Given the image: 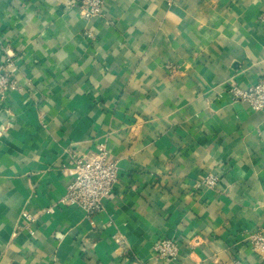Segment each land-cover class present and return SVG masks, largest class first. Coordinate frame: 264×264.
<instances>
[{"label":"crops","instance_id":"1","mask_svg":"<svg viewBox=\"0 0 264 264\" xmlns=\"http://www.w3.org/2000/svg\"><path fill=\"white\" fill-rule=\"evenodd\" d=\"M263 13L106 0L86 18L78 0H0L18 87L0 99V264H264L249 241L264 232V111L230 94L264 77ZM100 147L119 179L89 217L60 201L75 157ZM211 175L217 188H195ZM160 239L181 244L176 260L155 255Z\"/></svg>","mask_w":264,"mask_h":264},{"label":"built area","instance_id":"2","mask_svg":"<svg viewBox=\"0 0 264 264\" xmlns=\"http://www.w3.org/2000/svg\"><path fill=\"white\" fill-rule=\"evenodd\" d=\"M78 2H80L82 13L86 18L103 15L106 0H78ZM259 21L264 25V13L260 16ZM89 37L93 38L91 34ZM16 89H18L16 82L4 71V68L0 67V99H5L8 91ZM230 94L233 100L248 104L255 112L264 111V77L248 89L234 86L231 88ZM72 177L67 193L60 203L79 207L89 217L104 209V205L112 196L114 186L119 179L116 162L110 159L109 153L104 147L98 148L89 157H75ZM219 182V176L211 175L198 181L195 188L197 190L205 187L217 188ZM23 218L26 221L25 229L33 233L31 231V225L35 222L33 217L29 212H25ZM249 241L253 251L264 256L263 230L253 231ZM181 249V244L173 239H160L153 245L155 255L159 259L167 261L176 260L180 256Z\"/></svg>","mask_w":264,"mask_h":264}]
</instances>
